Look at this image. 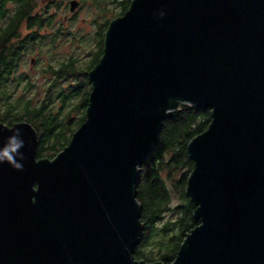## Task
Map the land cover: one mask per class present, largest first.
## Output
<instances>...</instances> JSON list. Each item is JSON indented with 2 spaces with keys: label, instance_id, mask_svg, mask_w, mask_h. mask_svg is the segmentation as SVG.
<instances>
[{
  "label": "water",
  "instance_id": "water-1",
  "mask_svg": "<svg viewBox=\"0 0 264 264\" xmlns=\"http://www.w3.org/2000/svg\"><path fill=\"white\" fill-rule=\"evenodd\" d=\"M88 75L87 119L54 158L31 122H0V148L24 142L22 169L0 163V264H166L135 257L137 187L184 104L213 119L188 145L200 224L171 264H264V0H133Z\"/></svg>",
  "mask_w": 264,
  "mask_h": 264
},
{
  "label": "trees",
  "instance_id": "trees-1",
  "mask_svg": "<svg viewBox=\"0 0 264 264\" xmlns=\"http://www.w3.org/2000/svg\"><path fill=\"white\" fill-rule=\"evenodd\" d=\"M9 2L16 3L13 13L8 11ZM132 2L122 0L120 4L123 11L115 18L124 15ZM52 19V16L46 17L35 12V0H0V122L8 126L31 122L38 131L39 159L54 158L70 144L75 132L87 119L91 95L88 90L81 97L82 91L90 85L89 73L84 70L74 71L75 61L72 60L55 71L58 75L65 72L81 75L79 83L72 86L68 94L61 92L60 108L53 107L50 95L41 105H37L32 98L17 97L14 94L13 89L22 81V78L16 76V71L23 56L38 41L36 30H41ZM112 20L106 18L99 26L111 23ZM3 21L5 25H2ZM24 24L32 32L22 37L21 28ZM103 54L104 49L89 72L99 64ZM74 97L78 98V103L62 115L67 100ZM73 111L79 112L77 118L71 116ZM212 119L211 110L184 104L180 110L169 113L164 120L159 142L141 164L137 195L143 207L145 234L135 251L136 259L171 264L186 237L200 224L194 216L196 206L186 193L189 176L195 168L188 153V145L209 128ZM174 197L181 200L175 207L171 206ZM166 211H169V215L164 218Z\"/></svg>",
  "mask_w": 264,
  "mask_h": 264
},
{
  "label": "rangeland",
  "instance_id": "rangeland-1",
  "mask_svg": "<svg viewBox=\"0 0 264 264\" xmlns=\"http://www.w3.org/2000/svg\"><path fill=\"white\" fill-rule=\"evenodd\" d=\"M73 0H35V12L52 16L50 23H46L38 32L36 45L23 56L16 76L22 78L17 84L14 94L17 97L32 98L34 104L41 105L50 95L53 107L62 106L63 91L68 94L72 86L79 83V73L65 72L56 74L62 65L69 60L75 61L74 71L84 70L89 73L90 68L100 57L105 47L104 37L110 23L102 24L106 18L114 19L121 14L122 0H78L79 6L71 9ZM9 12L16 9L15 2L7 4ZM110 17V18H109ZM2 25H5L3 21ZM22 37L30 34L26 24L21 28ZM54 69V70H53ZM73 71V72H74ZM82 82H85L82 80ZM87 83V81H86ZM82 91L90 94L93 86ZM68 104L62 109L61 114H67L78 103V98L67 100ZM78 111H73L71 116L77 118ZM141 175V174H140ZM181 200L174 197L171 206H177ZM169 211L164 213L167 218Z\"/></svg>",
  "mask_w": 264,
  "mask_h": 264
},
{
  "label": "clouds",
  "instance_id": "clouds-1",
  "mask_svg": "<svg viewBox=\"0 0 264 264\" xmlns=\"http://www.w3.org/2000/svg\"><path fill=\"white\" fill-rule=\"evenodd\" d=\"M23 144L24 142L19 138L17 130L16 135L10 136L8 143L3 148H0V163L7 161L16 169H22V164L17 161L16 154H20L19 150L23 147Z\"/></svg>",
  "mask_w": 264,
  "mask_h": 264
},
{
  "label": "flooded vegetation",
  "instance_id": "flooded-vegetation-1",
  "mask_svg": "<svg viewBox=\"0 0 264 264\" xmlns=\"http://www.w3.org/2000/svg\"><path fill=\"white\" fill-rule=\"evenodd\" d=\"M35 30H36V29H35ZM38 30H39V29H37L36 31L39 32L40 30H39V31H38ZM30 32H32V31H30ZM38 34H39V33H38Z\"/></svg>",
  "mask_w": 264,
  "mask_h": 264
}]
</instances>
